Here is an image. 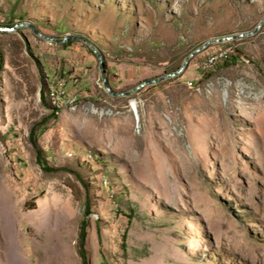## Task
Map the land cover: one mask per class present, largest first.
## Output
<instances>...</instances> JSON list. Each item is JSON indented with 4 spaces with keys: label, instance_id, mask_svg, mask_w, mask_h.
I'll return each mask as SVG.
<instances>
[{
    "label": "rangeland",
    "instance_id": "rangeland-1",
    "mask_svg": "<svg viewBox=\"0 0 264 264\" xmlns=\"http://www.w3.org/2000/svg\"><path fill=\"white\" fill-rule=\"evenodd\" d=\"M263 17L264 0H0V264H264ZM21 23L91 42L115 92L234 38L113 97L83 41Z\"/></svg>",
    "mask_w": 264,
    "mask_h": 264
},
{
    "label": "water",
    "instance_id": "water-1",
    "mask_svg": "<svg viewBox=\"0 0 264 264\" xmlns=\"http://www.w3.org/2000/svg\"><path fill=\"white\" fill-rule=\"evenodd\" d=\"M264 23V17L260 20V22L258 23V25L255 27L254 32H256ZM15 27H27L29 29H31L33 31V33L40 37L41 39L48 41V42H52V43H64L68 40H79V41H83L88 47L89 49L93 52V54L96 56L97 61H98V69H99V73H100V79H101V83H102V87L103 89L110 95L113 97H122V96H127L137 90H139L140 88L144 87L145 85H151V84H155L158 82H161L165 79L171 78V77H175L178 76L179 74H181L184 69L186 68L189 60L198 52L204 50L209 44L214 43V42H224L226 40H231L234 38V36L232 37H223L220 39H213V40H209L206 41L204 44H202L200 47L196 48L194 51H192L183 61L182 65L174 72L169 73V74H165L162 75L160 77H157L155 79H149V80H145L143 82H141L138 86H136L135 88L128 90V91H124V92H115L111 89V87L109 86L107 79H106V74H105V66H104V62H103V58L101 53L97 50V48L89 41L85 40L84 38L80 37V36H76V35H67L61 39H55L53 37H49L47 35L42 34L41 32H39L37 29H35V27L31 24L28 23H21V24H17ZM0 31H12V28H1L0 27ZM251 33L248 34H244V35H250ZM243 35L240 34L238 35V37H242Z\"/></svg>",
    "mask_w": 264,
    "mask_h": 264
},
{
    "label": "built area",
    "instance_id": "built-area-1",
    "mask_svg": "<svg viewBox=\"0 0 264 264\" xmlns=\"http://www.w3.org/2000/svg\"><path fill=\"white\" fill-rule=\"evenodd\" d=\"M59 94H62V93H57V92H56V100H59V98H60V97H59ZM73 101H74V100H70V101H68V103H73Z\"/></svg>",
    "mask_w": 264,
    "mask_h": 264
},
{
    "label": "trees",
    "instance_id": "trees-1",
    "mask_svg": "<svg viewBox=\"0 0 264 264\" xmlns=\"http://www.w3.org/2000/svg\"><path fill=\"white\" fill-rule=\"evenodd\" d=\"M105 68H106V65L104 64Z\"/></svg>",
    "mask_w": 264,
    "mask_h": 264
}]
</instances>
